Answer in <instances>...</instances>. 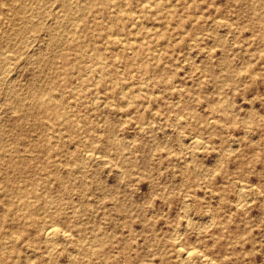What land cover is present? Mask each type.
Here are the masks:
<instances>
[{"label":"rangeland","instance_id":"rangeland-1","mask_svg":"<svg viewBox=\"0 0 264 264\" xmlns=\"http://www.w3.org/2000/svg\"><path fill=\"white\" fill-rule=\"evenodd\" d=\"M165 1L0 0V264H264V0Z\"/></svg>","mask_w":264,"mask_h":264},{"label":"bare ground","instance_id":"bare-ground-1","mask_svg":"<svg viewBox=\"0 0 264 264\" xmlns=\"http://www.w3.org/2000/svg\"><path fill=\"white\" fill-rule=\"evenodd\" d=\"M6 1H8V0H6ZM101 2L103 3V5H105V8L106 9H108V10H112V8H117V4L115 3V0L113 1H105V0H101ZM145 2V1H144ZM147 2V1H146ZM166 2H168V0H166L164 3H162V7H163V10H167V12L169 11L168 10V5L167 4H165ZM3 3V2H2ZM94 3H95V1H94ZM149 3V2H148ZM142 4V3H141ZM1 5V4H0ZM25 5V4H24ZM27 5V4H26ZM128 5V4H127ZM173 5V4H172ZM189 5V4H188ZM44 6V5H43ZM71 6V5H70ZM156 6H157V4H156ZM6 7V6H5ZM58 7V6H57ZM64 7H66V6H64ZM7 8V7H6ZM60 8V7H59ZM119 8H120V5H119ZM142 10H141V12H150V13H152V14H157L156 12H157V10L152 6V5H150V4H148V5H145L144 4V6H142ZM47 9V8H46ZM54 9H55V11H56V9L57 8H55L54 7ZM85 9V8H84ZM34 10V9H33ZM119 10V9H118ZM12 11V10H11ZM81 11H83V10H81ZM91 11V10H90ZM122 10H120V12H121ZM85 12V11H84ZM119 12V14H122V13H120ZM130 12V11H129ZM16 13V12H15ZM49 13V12H48ZM134 13V12H133ZM257 13V12H256ZM117 15H118V12L116 13ZM168 14V13H167ZM63 15V14H62ZM62 15H60V16H62ZM84 15V14H83ZM79 16V15H78ZM88 16V15H87ZM122 16H123V14H122ZM82 17V16H81ZM132 17V19H136V18H140L141 17V14H139V11L136 13V14H134V15H132L131 16ZM130 17V18H131ZM39 19V18H38ZM157 21V20H156ZM196 21V20H195ZM28 22V21H27ZM62 22V21H61ZM134 22V21H133ZM141 23V22H140ZM214 23H216V25L218 24V25H221L222 24V22L220 21H218V20H215V22ZM192 24V23H191ZM134 25V24H133ZM77 28V27H76ZM144 30V29H143ZM154 31V30H153ZM148 32V31H147ZM73 34V33H72ZM71 34V35H72ZM19 37V36H18ZM107 38V37H106ZM59 39V38H58ZM93 40V39H92ZM58 41V40H57ZM38 43V42H37ZM56 43V42H55ZM148 43V42H147ZM176 43V42H175ZM117 50V49H116ZM35 51V50H34ZM28 53V52H27ZM117 53V52H116ZM157 54H158V52H157ZM117 55V54H116ZM160 55V54H159ZM4 56H5V54H4ZM160 57V56H159ZM7 58V57H6ZM5 58V59H6ZM97 60H99L98 59V57H97ZM185 60V59H184ZM101 61V60H100ZM7 62V61H6ZM5 63V62H4ZM106 63V62H105ZM192 63V62H191ZM87 65V64H86ZM9 66V65H8ZM11 66V65H10ZM246 66V65H245ZM7 67V66H6ZM102 68H101V70H103L104 69V66H101ZM125 68V67H124ZM144 71L146 72V73H149L150 72V67H148V66H145L144 68ZM243 70V69H242ZM10 72V71H9ZM123 73V72H122ZM2 74V73H1ZM229 76H231V74H228V75H225L224 76V79L225 78H227V77H229ZM83 78V77H82ZM203 79V78H202ZM12 80H13V77H12ZM223 80V79H222ZM146 85V84H145ZM220 85V84H219ZM135 86V85H134ZM75 88H77L76 86H74ZM78 87H85V84L83 83V80H80L79 81V85H78ZM73 88V87H72ZM74 88V89H75ZM213 88V87H212ZM74 89H72V90H74ZM121 89V88H120ZM76 90V89H75ZM123 90H124V88H123ZM32 91V90H31ZM127 91V90H126ZM82 92V91H81ZM80 92V93H81ZM80 93H77V95L78 94H80ZM110 93H112V94H114V95H117V93H118V91H117V86L116 87H114V88H112V89H110ZM128 94V93H127ZM47 96V95H46ZM180 98V97H179ZM47 99V98H46ZM177 101V100H176ZM175 101V102H176ZM181 101V100H180ZM207 101V100H206ZM185 102V101H184ZM130 103V102H129ZM178 104V103H177ZM105 105V104H104ZM176 105V104H175ZM21 106V105H20ZM40 106H41V109L43 110V111H45V112H50L51 110H53V107L50 105V104H48V102L46 101V100H42V101H40ZM183 107H184V105H183ZM226 105H224V104H221V105H215V107H213V110L214 111H216V112H219V113H223L224 111H226ZM102 108V107H101ZM31 109V108H30ZM226 113V112H225ZM56 116H57V113H56ZM182 117V116H181ZM178 118V117H177ZM182 118H184V117H182ZM214 119V118H213ZM215 120V119H214ZM166 121V120H165ZM209 121V120H208ZM216 121V120H215ZM182 122V121H181ZM142 127V126H141ZM193 136V135H192ZM191 137V136H190ZM196 137V136H195ZM195 137H191V138H185L186 139V141H184V142H186V144H185V146L187 147V149L189 150L190 149V151L191 152H194L195 150H197V147H199L200 145H201V141H200V139L199 138H195ZM182 138V137H181ZM244 138V137H243ZM239 143V142H238ZM208 145V144H207ZM234 146V145H233ZM232 148V147H231ZM184 149H185V147H184ZM186 149V150H187ZM199 149H200V147H199ZM233 149V148H232ZM232 152V151H231ZM85 153L86 152H84V158H88V159H92L94 156V153H93V155H92V152L90 153V154H86V157H85ZM234 153V152H233ZM100 154V153H99ZM98 155V154H97ZM95 156H96V153H95ZM99 156H101V155H99ZM105 157V156H104ZM103 157V158H104ZM102 158V157H101ZM107 158V157H106ZM188 158V157H187ZM96 160H97V158H96ZM109 160V159H108ZM85 162H86V160H85ZM81 170H83V169H81ZM123 172V171H122ZM182 178V177H181ZM241 181V180H240ZM243 183V182H242ZM239 185V188H238V192H237V197H236V199H235V205L237 206V207H244V206H246V204H247V202H248V200H247V197H246V195H248V194H246L245 195V193H244V191H242V190H244L243 189V186H241L240 187V183L238 184ZM253 187H255V186H253ZM252 187V188H253ZM249 188V187H248ZM256 188V187H255ZM264 198V197H263ZM249 199H250V197H249ZM253 198H251L250 200H252ZM187 200V199H186ZM34 201V200H33ZM250 203V202H249ZM248 203V204H249ZM253 203V202H252ZM188 204V203H187ZM231 204V203H230ZM237 207H236V209H237ZM188 208H190V207H188ZM188 208L186 209V207H185V209H184V214H185V216H187L188 218H189V216L191 215L189 212H188ZM208 213H210L209 211H207V214H204V215H202L201 217H199L198 218V222L204 227V230L207 228V227H209V226H211L212 224H213V220H214V215H213V213H212V215H210V214H208ZM184 216V215H183ZM187 222V221H186ZM188 223H190V222H188ZM198 223V224H199ZM217 223V222H216ZM187 224V223H186ZM56 225V224H55ZM54 224H50V223H48V224H45L44 226H43V239H44V241L46 242V243H49V244H55V243H57V242H59V241H64V242H70L71 240H72V238H71V234H69L68 232H66V231H62V230H60L61 228H57L56 226H55ZM190 225V224H189ZM60 227V226H59ZM185 227H183L182 225H180V226H178V227H176L175 229H173V231H174V235H175V238H174V240H175V247H176V253H177V256H178V259H179V261H178V263L177 264H196V261H202L204 264H222L220 261H218V260H216L215 258H210V257H208L206 254H204V253H202L200 250H198L196 247H185L184 245H182V243H181V241H180V236H181V234L183 235V232L185 231V229H184ZM197 228V227H196ZM203 229V228H202ZM198 230H199V227H198ZM54 246V245H53ZM76 247H78V246H76ZM76 250V249H75ZM49 251V250H48ZM77 251V250H76ZM75 252V251H74ZM76 253V252H75ZM76 255V254H75ZM78 255V254H77ZM50 257V256H49ZM70 258L72 259V256L70 255ZM73 258H74V256H73ZM198 259V260H197ZM72 262L73 261H71V264H72Z\"/></svg>","mask_w":264,"mask_h":264}]
</instances>
